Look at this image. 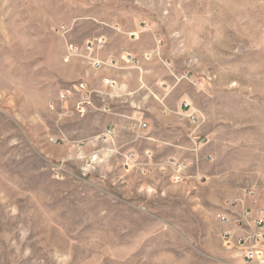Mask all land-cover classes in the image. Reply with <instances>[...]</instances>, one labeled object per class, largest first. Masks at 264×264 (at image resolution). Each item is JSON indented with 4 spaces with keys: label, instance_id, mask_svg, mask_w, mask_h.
Returning <instances> with one entry per match:
<instances>
[{
    "label": "rangeland",
    "instance_id": "rangeland-1",
    "mask_svg": "<svg viewBox=\"0 0 264 264\" xmlns=\"http://www.w3.org/2000/svg\"><path fill=\"white\" fill-rule=\"evenodd\" d=\"M139 31L188 81L213 147L202 182L132 168L87 139L86 114L50 108L91 56L128 50ZM257 208L264 0H0V264L239 263L223 232Z\"/></svg>",
    "mask_w": 264,
    "mask_h": 264
},
{
    "label": "crops",
    "instance_id": "crops-1",
    "mask_svg": "<svg viewBox=\"0 0 264 264\" xmlns=\"http://www.w3.org/2000/svg\"><path fill=\"white\" fill-rule=\"evenodd\" d=\"M135 36L140 40L128 50L121 47L112 51V55L108 50L97 52L95 58L90 57L103 61L105 66L93 67L91 61L83 76L91 89L101 92L94 98L95 107H90L83 118L85 136L94 142L113 127L115 140H101L102 151H113L119 161L127 151L136 152L143 161L146 152L150 151L153 154L151 173L165 170L172 174L174 168L168 161L183 160L188 165L183 183L202 182L215 169L211 158L213 147L205 132L190 121L188 111L183 107V102L189 101L188 81L156 55L153 44L146 47L144 41L148 33L139 31ZM88 44H91L92 53L95 42ZM122 52L132 55L134 61H125L127 55ZM111 59L115 64L109 63ZM104 78L113 80V86L104 85ZM135 115L144 116L148 123V127L137 135L130 129L129 117ZM74 119L79 120L78 116ZM131 167L138 170L136 166Z\"/></svg>",
    "mask_w": 264,
    "mask_h": 264
},
{
    "label": "built area",
    "instance_id": "built-area-1",
    "mask_svg": "<svg viewBox=\"0 0 264 264\" xmlns=\"http://www.w3.org/2000/svg\"><path fill=\"white\" fill-rule=\"evenodd\" d=\"M77 50L75 46H71L69 49L70 55L75 54ZM87 50H92L91 44L87 45ZM125 61L130 63L134 61V58L132 55L127 54ZM109 63L115 64V60L111 59ZM101 64L105 63L103 61H96L94 65L99 67ZM104 83L112 85L114 81L106 78L104 79ZM100 94L101 92L99 90L91 89L86 81H76L58 92L56 100L51 101L50 108L55 111H60L68 117L77 115L83 116L88 112L90 107H95L94 98ZM69 101H73V104L68 105L67 102ZM183 107L188 111V118L190 121L193 124H198L199 117L195 109H193L191 102L184 101ZM129 119L130 129L136 135L148 127V123L142 115L130 116ZM115 136V129L110 127L102 136V139L104 142H114ZM53 140L59 142L58 138H54ZM146 156L144 161H140L134 151H127L123 154V157L130 165H140V170L142 172L149 173L152 170L150 164L153 154L147 151ZM168 164L174 168V180L181 182L186 176V169L188 167L186 161L170 159ZM219 218L224 223L230 221L228 213L219 214ZM233 223L234 227L225 230L223 236L229 250L237 249L236 257H238L241 262L239 261V263H237L235 260L231 264H264V208H257L253 213H251V210L246 209L243 215H236L233 219Z\"/></svg>",
    "mask_w": 264,
    "mask_h": 264
}]
</instances>
